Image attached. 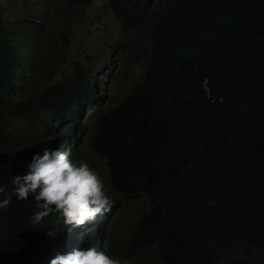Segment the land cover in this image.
I'll return each instance as SVG.
<instances>
[{
	"label": "trees",
	"instance_id": "1",
	"mask_svg": "<svg viewBox=\"0 0 264 264\" xmlns=\"http://www.w3.org/2000/svg\"><path fill=\"white\" fill-rule=\"evenodd\" d=\"M109 3L123 38L111 45L108 61H76L28 95L35 56L20 50L0 16V187L11 193L13 177L26 174L45 148L78 161L86 136L106 162L112 201L94 223L69 228L58 213L33 224L34 197L13 196L0 209V264H50L77 231L88 244L80 250H100L98 232L124 199L146 207L131 236L116 239L120 257L264 264V0ZM117 51L133 58L146 52V70L120 104L103 107L105 88L96 76H110L104 69Z\"/></svg>",
	"mask_w": 264,
	"mask_h": 264
},
{
	"label": "rangeland",
	"instance_id": "2",
	"mask_svg": "<svg viewBox=\"0 0 264 264\" xmlns=\"http://www.w3.org/2000/svg\"><path fill=\"white\" fill-rule=\"evenodd\" d=\"M0 1L3 5L0 16L10 28L14 42L26 52L32 51L35 56L24 95L58 81L76 61L93 67H96L94 62L108 61L111 45L123 38L121 21L111 9L109 0H90L86 5L76 0ZM26 19L35 23H24ZM147 55L142 52L138 58L123 57L117 51L114 63H106L108 66L104 71L112 69L110 76H102L101 73L96 76L98 83L102 81L101 85L105 88L103 107L120 104L143 79ZM76 153L78 161H86L103 180L108 177L106 162L92 150L86 136ZM145 207L144 200L124 199L119 212L106 222L107 235L104 238L108 244H105L107 254L115 258L118 256L115 250L120 247L115 245L116 239L131 236Z\"/></svg>",
	"mask_w": 264,
	"mask_h": 264
},
{
	"label": "clouds",
	"instance_id": "3",
	"mask_svg": "<svg viewBox=\"0 0 264 264\" xmlns=\"http://www.w3.org/2000/svg\"><path fill=\"white\" fill-rule=\"evenodd\" d=\"M87 114L83 115V119ZM12 184L11 193L6 187H0V196L3 197L0 199V209L7 208L12 203L13 196L18 201H24L31 195L37 208L30 217L33 224H40L49 215L58 213L65 226L83 227L111 211L112 201L106 194L107 189L100 173L86 161H73L69 153L60 148L49 147L43 150L42 155L34 154L26 174L15 175ZM106 227L105 233L98 232L103 244L100 250L94 245L80 250L81 244H88L83 232L77 231L83 234L82 237L77 238V233H72L68 237L69 244H64L60 249H64L65 253H58L50 264H144L107 254L105 244H108L104 238L107 235ZM48 235L54 237L55 232L51 231ZM90 242H94V239H90Z\"/></svg>",
	"mask_w": 264,
	"mask_h": 264
}]
</instances>
